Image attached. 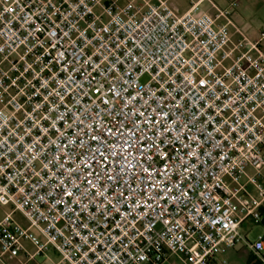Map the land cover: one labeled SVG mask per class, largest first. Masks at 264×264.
Segmentation results:
<instances>
[{
	"label": "built area",
	"instance_id": "obj_1",
	"mask_svg": "<svg viewBox=\"0 0 264 264\" xmlns=\"http://www.w3.org/2000/svg\"><path fill=\"white\" fill-rule=\"evenodd\" d=\"M200 1L0 0V258L264 264V56Z\"/></svg>",
	"mask_w": 264,
	"mask_h": 264
},
{
	"label": "crops",
	"instance_id": "obj_2",
	"mask_svg": "<svg viewBox=\"0 0 264 264\" xmlns=\"http://www.w3.org/2000/svg\"><path fill=\"white\" fill-rule=\"evenodd\" d=\"M156 1L157 0H153V1L151 0V2H156ZM174 1L177 5L180 6L184 5L183 8H179V7L176 8V10L179 13H181L184 12L186 9H188V7L192 3L198 0H174ZM212 1L217 5V7L225 8L228 6V3L231 0H212ZM199 10L207 11L212 15L216 14V10L211 6L208 0L200 1ZM248 11L256 15L260 20V22H258L256 25L241 23V21H243L244 15H246ZM230 19L232 21V24L229 25V31L231 33L232 41L235 42L239 39L240 36L237 31L239 30L247 37L249 41L258 42V48L262 53V55L264 56V38L262 39L260 38L261 33L264 31V0H238V6L231 11ZM217 22L223 23L225 22V19L220 17L217 19ZM252 53L256 54L257 51H252ZM263 157H264V149H263ZM251 176L253 177L255 176L256 181L264 189V164L262 165V167L259 169L258 172H256V170L253 167H247L246 175L242 177V182L246 185V189L252 195L258 197V190L256 186L253 185L248 180V178ZM4 206L6 205H0V208ZM260 208L264 209V199L261 203ZM10 210L11 208H9V210L7 211L3 210V212L0 214V217ZM15 213H19V212H14L13 216L15 215ZM19 215L21 219L20 218L18 219L15 216L14 218L18 220L21 224L26 226L27 225L26 220L23 218V216L20 213ZM260 225L262 226V231L258 234L264 235V226L261 223ZM241 232L244 235H246L247 239L249 240L248 232L246 231H241ZM23 246L24 248L20 251L18 256L0 258V264H69L67 262L61 261L58 254L52 248H48L46 251L41 253H35L34 245L27 239L23 240ZM238 249L240 253L236 251L237 250L236 246L223 253V256L228 261V264H249L251 262L252 251L246 246L245 243L240 244Z\"/></svg>",
	"mask_w": 264,
	"mask_h": 264
},
{
	"label": "rangeland",
	"instance_id": "obj_3",
	"mask_svg": "<svg viewBox=\"0 0 264 264\" xmlns=\"http://www.w3.org/2000/svg\"><path fill=\"white\" fill-rule=\"evenodd\" d=\"M121 1H124V0H121ZM153 1V0H152ZM168 2L171 4V6L172 7H174L175 9L177 8V7H179V8H183V6L184 5H177L176 3H175V1L174 0H168ZM258 22H260V20L258 19V17L256 16V15H254L252 12H249L248 11V13L246 14V15H244V17H243V21H241V23H245V24H252V25H256ZM243 26V25H242ZM148 79V77L147 76H144L142 79H141V81L142 82H144V81H146ZM9 208H11V206L10 205H6V206H4V207H1L0 208V214L3 212V210H5V211H7V210H9ZM16 218H20V215H19V213H15V215H14ZM21 219V218H20ZM240 230L241 231H246V232H248V238H249V240H254L255 239V237L257 236V234L258 233H260L261 231H262V226L260 225V223H255L252 219H247L246 221H244V223H242V225H240ZM32 231L33 232H35V233H37V231L35 230V229H32ZM240 244H242V243H240ZM240 244H237L236 245V251L238 252V253H240V251H239V245ZM163 264H169L168 262H164Z\"/></svg>",
	"mask_w": 264,
	"mask_h": 264
},
{
	"label": "trees",
	"instance_id": "obj_4",
	"mask_svg": "<svg viewBox=\"0 0 264 264\" xmlns=\"http://www.w3.org/2000/svg\"><path fill=\"white\" fill-rule=\"evenodd\" d=\"M262 219H261V224L264 226V209L260 208ZM264 238V235H263ZM262 256L264 257V251L262 253ZM249 264H262V261L259 259V257L254 253L251 252V262Z\"/></svg>",
	"mask_w": 264,
	"mask_h": 264
}]
</instances>
